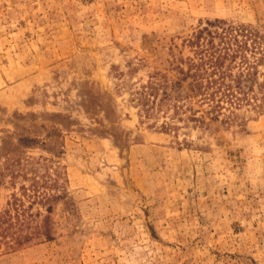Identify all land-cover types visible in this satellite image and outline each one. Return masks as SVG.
<instances>
[{"label": "rangeland", "instance_id": "obj_1", "mask_svg": "<svg viewBox=\"0 0 264 264\" xmlns=\"http://www.w3.org/2000/svg\"><path fill=\"white\" fill-rule=\"evenodd\" d=\"M217 19L260 35L248 97L146 113ZM3 215L0 264H264V0H0Z\"/></svg>", "mask_w": 264, "mask_h": 264}, {"label": "trees", "instance_id": "obj_2", "mask_svg": "<svg viewBox=\"0 0 264 264\" xmlns=\"http://www.w3.org/2000/svg\"><path fill=\"white\" fill-rule=\"evenodd\" d=\"M216 23H220L219 30L211 31L205 26L189 40L193 45V55L181 58L175 64L177 76L169 77L158 72L142 86L138 100L146 113L161 110L166 106L171 107L174 113L188 112V119L202 121L205 115L215 119L225 107L224 103L229 106L238 105L239 100L248 97L247 90L250 85H247L245 80L252 65L244 50L248 46V38H251L249 36L255 38L260 35L245 29L244 26L224 25L223 20L219 19L209 24ZM204 31L206 36L202 37ZM235 66L237 71L233 72ZM194 103L205 104L206 107L200 109L201 113L197 114L199 109L193 107ZM163 127L166 129L167 123H164ZM16 218V221L12 222L9 215H3L0 222L1 233H8L15 224L21 229L23 223L18 216ZM13 232L10 233L15 244L27 238L21 233L12 235Z\"/></svg>", "mask_w": 264, "mask_h": 264}]
</instances>
